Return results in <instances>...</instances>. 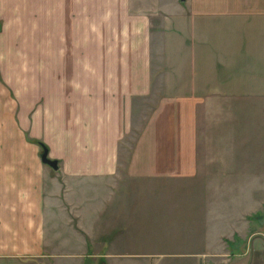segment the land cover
Masks as SVG:
<instances>
[{
    "label": "crops",
    "instance_id": "0c3cea01",
    "mask_svg": "<svg viewBox=\"0 0 264 264\" xmlns=\"http://www.w3.org/2000/svg\"><path fill=\"white\" fill-rule=\"evenodd\" d=\"M263 169L264 0H0V264H70L71 232L106 264H264Z\"/></svg>",
    "mask_w": 264,
    "mask_h": 264
},
{
    "label": "rangeland",
    "instance_id": "374dc122",
    "mask_svg": "<svg viewBox=\"0 0 264 264\" xmlns=\"http://www.w3.org/2000/svg\"><path fill=\"white\" fill-rule=\"evenodd\" d=\"M110 20H69V27H68V31L70 33H93L95 31L94 27H96L98 29V31L101 32H108L109 31V24H110ZM112 22H114V20H112ZM87 44V47L89 48H93V41H86L85 42ZM90 58V57H89ZM73 59V57L70 58V61ZM91 59V58H90ZM92 60V59H91ZM55 75V80H56V75ZM59 76H61V74H59ZM149 99L145 100V99H136L135 100V113L132 116V124H133V128L132 130L126 134L125 138L123 140H125V143H123V145L126 148H129V145L133 142L134 138H135V133L137 132V128L139 125L140 121L143 120V115H146L149 111L150 108L153 106V96H149ZM39 142L43 143L42 141L38 140L36 141V143L38 144L40 153L42 151V147L39 144ZM44 144V143H43ZM46 147H48L46 144H44ZM126 153H122V156H125ZM53 159V158H51ZM264 171V169H263ZM204 172V169H203ZM119 175L121 177H124L125 174L123 173V171H119ZM122 184V188L124 189L123 191L126 193H134V192H141V188L144 187L148 189V191L151 194L150 199L154 198L157 199L155 194L158 193H164L166 195H171L174 194L175 192H181V193H190V192H195L198 195V198H204V194H205V185H189V184H182V185H175L169 182H162V183H156V182H148V183H129L127 181L121 182ZM248 187V186H247ZM250 191H253L251 189L255 188V186H249ZM264 188V185H261V188ZM249 192V191H247ZM263 197V196H262ZM168 198V201H165V205H172L174 203V201L172 200L173 197H166ZM153 200V199H152ZM157 203L153 202V204ZM181 203L184 205L182 206L183 210L185 209L188 201H181ZM262 208H260L259 210H257L256 212H252L251 214H249L248 216H246V220L249 224V226H256L255 224H258L260 220H264V202L262 204ZM172 208V207H169ZM182 210V211H183ZM181 211V212H182ZM172 212V211H171ZM174 215H167L166 217V225H170L173 226V221L175 220L174 217H172ZM169 226V227H170ZM83 236L85 234H82ZM167 238H171L172 236H176L177 234H171L170 232H167L166 234ZM249 235V234H248ZM76 238V239H75ZM92 238V237H91ZM85 240H86V248H84L83 246H81L82 241L80 236H74V234L71 232L70 233V249L69 250H65V251H69V261L70 264H106L105 262V253H107L109 250L102 248L100 250L94 248L93 242L91 239L88 238L87 235H85ZM84 249V250H83ZM101 253V255H103L104 257H101V259H95L93 257L94 253Z\"/></svg>",
    "mask_w": 264,
    "mask_h": 264
},
{
    "label": "water",
    "instance_id": "95a60500",
    "mask_svg": "<svg viewBox=\"0 0 264 264\" xmlns=\"http://www.w3.org/2000/svg\"><path fill=\"white\" fill-rule=\"evenodd\" d=\"M42 151L40 153V159L43 163L49 165L54 170L58 169V161L48 157V148L45 145H41Z\"/></svg>",
    "mask_w": 264,
    "mask_h": 264
},
{
    "label": "trees",
    "instance_id": "16d2710c",
    "mask_svg": "<svg viewBox=\"0 0 264 264\" xmlns=\"http://www.w3.org/2000/svg\"><path fill=\"white\" fill-rule=\"evenodd\" d=\"M40 145H44L43 143L39 142Z\"/></svg>",
    "mask_w": 264,
    "mask_h": 264
}]
</instances>
